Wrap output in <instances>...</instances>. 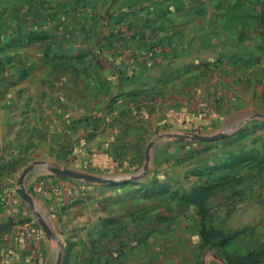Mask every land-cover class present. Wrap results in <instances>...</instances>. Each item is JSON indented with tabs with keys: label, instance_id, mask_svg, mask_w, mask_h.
I'll return each mask as SVG.
<instances>
[{
	"label": "crops",
	"instance_id": "0c3cea01",
	"mask_svg": "<svg viewBox=\"0 0 264 264\" xmlns=\"http://www.w3.org/2000/svg\"><path fill=\"white\" fill-rule=\"evenodd\" d=\"M212 76L221 113L232 110L237 88L256 82L264 93V0H0V264H264V236L217 217L250 171L264 173V152L257 166L247 164L256 154L248 147L227 154L236 159L225 169L244 170L231 178L213 165L214 152L188 149L198 140L191 133L210 130L213 117L185 111L183 96L206 93ZM171 141L180 148L163 150V163L198 172L184 195L153 199L168 185L149 181L161 171L142 161ZM57 163L117 175L96 182L139 186L143 197L112 199L128 205L122 225L94 216L90 206L111 200L87 183L82 196L64 200L70 178L51 175ZM216 195L224 197L213 202Z\"/></svg>",
	"mask_w": 264,
	"mask_h": 264
},
{
	"label": "rangeland",
	"instance_id": "374dc122",
	"mask_svg": "<svg viewBox=\"0 0 264 264\" xmlns=\"http://www.w3.org/2000/svg\"><path fill=\"white\" fill-rule=\"evenodd\" d=\"M209 80L210 81L206 88V93L202 92L195 95L185 94L183 96L184 99L187 100L188 107L185 111H192L198 117L208 115H211L213 117V120H211V124L209 126L210 130H203L201 132L193 131L191 135L194 134L202 136H214L223 134L224 138H216L212 141H188V143H191V145L189 144L188 149L190 151H193L196 150L198 146H201L204 149H207V151H211L212 153L214 152L215 157L213 158V165L219 167L217 169L218 172L226 171L227 177L234 178L235 176L237 177L238 175H240V173H244V170L243 168H241L240 163L234 164L231 167L225 169L224 166L228 161H235L236 159H226L227 154L248 147L250 151H253V153L256 154H254L253 157L250 156L246 161H248V165L254 166H257L258 161L263 157L264 93L260 92V89L257 87L256 82L254 86H252V89H249V91L244 90L242 94L237 88L236 90H234L236 91L235 96L237 97V101H235L236 99L234 100L232 98H229L228 101V105H230L232 110L227 113H221L217 104L218 100H220L221 98L218 80L214 79L213 76L212 79L210 78ZM254 80L257 81V79ZM260 80L261 79H259V83ZM182 132L183 135L189 134V132H187L186 130ZM169 148L178 150L180 148V145L171 141L164 144L163 146H152L150 152L148 153V160L145 162V160L143 159L142 161V165H147L150 169L155 167L158 172L161 171L160 176L157 177V175L154 174L151 176L149 181L153 182L157 180L168 185V188L166 189H154L153 193L148 191L152 194L151 197L153 199L161 197L172 198L177 197L178 195H184V191H187V189H189L188 187H186L187 184L185 183H191V181L193 180V177L191 175H194L198 172L196 169L183 171L182 163L168 165L164 164L163 157H159V155L162 154L163 150H167ZM39 163L44 162L39 161ZM51 164H53V162ZM136 166L138 167V165ZM56 167L58 169H66L65 167H63V165L58 163ZM208 167L209 166H207V168L203 170L204 172L201 173L206 179L205 181L208 180L210 175ZM52 169L50 170L51 175L59 178V180H61V178L67 180L70 178L67 184L63 183L65 185V190L63 193L64 200L70 202L75 197L82 196V189H84L82 183H87V187H89L88 190L91 191V194H93L95 197H108V199L111 200L109 201V203H107V205L103 207H97L96 204L90 206L91 214L96 216V214L100 212L101 214L105 213V215H111L110 218L120 217L119 219L121 225L123 223L122 221H127V219H130L129 217H124L126 213L125 210H127L126 208L128 207V205L126 204V202L114 203L112 202V199H123L126 197L137 199L143 197V190H141L140 188H135L139 186L124 185L116 189L113 188V186H103L101 184H98V182L94 180L80 181V178H74L60 172H55ZM90 172H94L95 176H99L102 178L107 176L113 178L117 176L114 174L97 173L96 169ZM249 174L250 176L245 180L243 187L240 188V190H236L235 192L227 195L226 200L228 202L225 201L220 204L221 207L218 210L217 217L220 219V224L223 227L232 230L241 228L246 229L249 234L251 236H254L256 239L260 237L262 238V236H264V186L261 184V182L264 181V173H256V171L253 170V172L250 171ZM135 175L137 174H132V180H137L134 177ZM36 185H40V187H42V193H39V195L44 196L46 188L43 183L40 182ZM258 185H261L263 187V190ZM237 189H239V187ZM163 190L165 191L163 193H160ZM84 192L86 193V190L83 191V193ZM224 195H216L213 198V202H215L220 197V199H222ZM147 196H149V194ZM159 205L160 204H156L152 207L153 209H160ZM140 208H144V206L142 205L140 206ZM139 220L140 218L130 222L129 227L123 230V234L127 236L131 231L130 226L138 224ZM140 223H144V220ZM109 224H112V221H109ZM120 230L121 228L119 229V231ZM209 233H212V229H209ZM216 240L219 241V239H206L208 244H214L216 243ZM205 257H207L206 254L204 255V258Z\"/></svg>",
	"mask_w": 264,
	"mask_h": 264
},
{
	"label": "water",
	"instance_id": "95a60500",
	"mask_svg": "<svg viewBox=\"0 0 264 264\" xmlns=\"http://www.w3.org/2000/svg\"><path fill=\"white\" fill-rule=\"evenodd\" d=\"M222 136H223V134L214 135V136H211V137L195 135L194 138H196L198 140H209V139H215V138L222 137ZM147 160H148V153L146 155V161ZM52 170H54L55 172H60V173L66 174V175L74 177V178H80V179H86V180H94V181H98V182H112L113 181V180L108 179V178H102V177L93 176V175L81 174V173L74 172V171L69 170V169L53 168ZM20 195L22 197H24V199L30 200V197H29L28 193L26 192V190L23 187H21V189H20ZM36 214L39 216L38 213H36ZM39 223L41 224L42 228L45 231H48V228H47L46 224L44 223V221L42 219H39ZM59 260H60V255H59L58 259H57V263L59 262Z\"/></svg>",
	"mask_w": 264,
	"mask_h": 264
},
{
	"label": "built area",
	"instance_id": "2783aa9c",
	"mask_svg": "<svg viewBox=\"0 0 264 264\" xmlns=\"http://www.w3.org/2000/svg\"><path fill=\"white\" fill-rule=\"evenodd\" d=\"M36 188H37V193L41 194L42 193V187H40V185H36ZM27 234L29 235V238H32V236H34V232L33 231H30V232H27ZM37 248H40V242L38 241L37 245H36ZM41 254V252H39V255Z\"/></svg>",
	"mask_w": 264,
	"mask_h": 264
},
{
	"label": "trees",
	"instance_id": "16d2710c",
	"mask_svg": "<svg viewBox=\"0 0 264 264\" xmlns=\"http://www.w3.org/2000/svg\"><path fill=\"white\" fill-rule=\"evenodd\" d=\"M222 243H224V241H222ZM254 260V259H253Z\"/></svg>",
	"mask_w": 264,
	"mask_h": 264
}]
</instances>
